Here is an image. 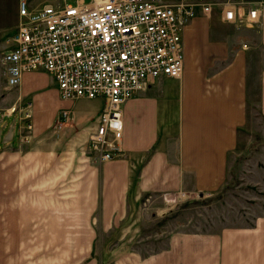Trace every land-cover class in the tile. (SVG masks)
<instances>
[{
	"label": "crops",
	"instance_id": "crops-1",
	"mask_svg": "<svg viewBox=\"0 0 264 264\" xmlns=\"http://www.w3.org/2000/svg\"><path fill=\"white\" fill-rule=\"evenodd\" d=\"M25 1L30 7L58 2ZM19 2L0 0V116L13 118L6 123L0 117V264H47L41 260L47 254L62 253L64 222L72 238L85 236L92 249V225L98 222L109 231L142 198L213 192L226 182L229 158L254 97L250 55L264 47V8L257 30L234 28L237 45L205 39L201 26L223 23L219 13L190 21L183 29L191 45L186 46L182 76L161 77L121 105V151L96 164L83 154L89 126L72 129L66 109L69 119L57 127L62 111L51 101L60 95L57 88L48 89L54 84L50 74L27 71L17 85L7 84L2 56L11 37L4 35L15 32ZM257 78L256 105L264 115V67ZM175 83L177 108L165 99L176 95ZM95 99L99 104L86 112L93 122L105 104ZM26 108L35 112L31 130L19 117ZM79 224H84L81 232ZM134 256L120 264H264V216L247 227L179 232L165 249Z\"/></svg>",
	"mask_w": 264,
	"mask_h": 264
},
{
	"label": "built area",
	"instance_id": "built-area-1",
	"mask_svg": "<svg viewBox=\"0 0 264 264\" xmlns=\"http://www.w3.org/2000/svg\"><path fill=\"white\" fill-rule=\"evenodd\" d=\"M263 6L264 0H60L30 7L20 0L12 46L2 56L7 84L39 70L63 99L102 98L83 151L102 164L121 151V105L161 77L182 76L183 29L193 18L216 8L223 23L254 28ZM19 113L31 130L30 110ZM68 119L62 110L57 127Z\"/></svg>",
	"mask_w": 264,
	"mask_h": 264
},
{
	"label": "rangeland",
	"instance_id": "rangeland-1",
	"mask_svg": "<svg viewBox=\"0 0 264 264\" xmlns=\"http://www.w3.org/2000/svg\"><path fill=\"white\" fill-rule=\"evenodd\" d=\"M73 1L68 0V2ZM216 13L219 11L214 8L211 14ZM234 28L246 27H236L216 21H205L204 26H201V29L205 30L206 40L217 43L227 40L237 45L239 37ZM246 29L257 30L258 27ZM12 35L11 33L8 36L5 34L4 37L6 39ZM190 41L188 37L183 39L184 55L186 46L188 48L191 45ZM10 46H12V41ZM250 57L252 63L249 68L254 74L250 78L254 97L249 102L251 106L248 107L246 121L239 128L238 142L232 152L233 155L229 158L226 182L218 190L200 194L193 192L164 194L154 197L151 201L142 198L138 207L133 209L123 222L113 225L109 231L104 232L98 222L92 225L95 230L92 249L87 248L90 240H87L85 236L82 235L78 239L72 238L70 224L64 222L63 238L60 239L62 253L47 254L41 260L47 264L55 262L61 264H120L132 254L144 257L165 249L172 235L176 233L217 231L224 227H247L253 225L257 217L264 216L262 185L264 181V115L256 105L259 82L257 74L261 67H264V61L261 60L264 57V47L255 48V51H251ZM230 58L231 55H228L227 59ZM227 59L219 62L225 63ZM218 66L217 62L216 67ZM55 88L57 87L53 83L48 86L49 90H55ZM173 88L175 90L172 92L176 95L166 96L165 99L169 104L174 105L175 103L177 108L179 103L177 83ZM51 102L53 106L55 104L59 106L60 112L63 109L69 110L73 123L70 126L72 129H82L93 124V120L88 118L86 112L91 110L93 104H99L100 101L84 98L66 100L53 97ZM33 112L31 109V113ZM0 117L4 118L6 123L13 120V118L8 120L4 116ZM82 225L84 226V224H79V232L83 229ZM32 257L40 260L38 255H32Z\"/></svg>",
	"mask_w": 264,
	"mask_h": 264
},
{
	"label": "water",
	"instance_id": "water-1",
	"mask_svg": "<svg viewBox=\"0 0 264 264\" xmlns=\"http://www.w3.org/2000/svg\"><path fill=\"white\" fill-rule=\"evenodd\" d=\"M202 195V194H201Z\"/></svg>",
	"mask_w": 264,
	"mask_h": 264
}]
</instances>
